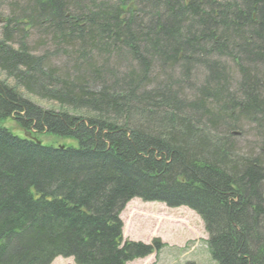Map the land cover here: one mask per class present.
I'll return each instance as SVG.
<instances>
[{"label": "trees", "instance_id": "1", "mask_svg": "<svg viewBox=\"0 0 264 264\" xmlns=\"http://www.w3.org/2000/svg\"><path fill=\"white\" fill-rule=\"evenodd\" d=\"M9 5L0 121L22 135L0 125V264L158 254L122 240L133 199L193 210L215 264H264V0ZM246 125L261 143L238 144Z\"/></svg>", "mask_w": 264, "mask_h": 264}, {"label": "rangeland", "instance_id": "2", "mask_svg": "<svg viewBox=\"0 0 264 264\" xmlns=\"http://www.w3.org/2000/svg\"><path fill=\"white\" fill-rule=\"evenodd\" d=\"M14 0H0V15L8 16L12 12L9 3ZM37 39H30V45L35 46ZM38 46V52L42 48ZM64 62L52 60V63ZM0 80L6 81L5 76L0 75ZM10 84V81H6ZM40 108L49 109L50 104L41 100L33 99ZM0 125L17 136L22 133L15 131L14 123L10 119L1 120ZM256 126L246 125L244 132L239 133L236 141L239 145L246 143H261L257 139ZM34 136L45 146H63L72 143L49 135ZM73 144V143H72ZM122 223V240L139 242L144 245H151L154 241L164 244V248L158 254H151L144 259L129 262L127 264H215L211 261L206 245L208 238L200 217L191 209L181 206L177 208L167 207L160 202H145L141 199H133L128 202L119 215ZM50 264H73L71 258H55Z\"/></svg>", "mask_w": 264, "mask_h": 264}, {"label": "water", "instance_id": "3", "mask_svg": "<svg viewBox=\"0 0 264 264\" xmlns=\"http://www.w3.org/2000/svg\"><path fill=\"white\" fill-rule=\"evenodd\" d=\"M234 135H237V133H234ZM37 143H39L38 141H37ZM62 148V147H61Z\"/></svg>", "mask_w": 264, "mask_h": 264}]
</instances>
